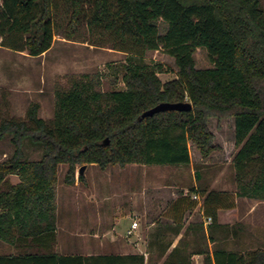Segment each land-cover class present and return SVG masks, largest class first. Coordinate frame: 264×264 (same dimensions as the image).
I'll use <instances>...</instances> for the list:
<instances>
[{"label": "trees", "instance_id": "16d2710c", "mask_svg": "<svg viewBox=\"0 0 264 264\" xmlns=\"http://www.w3.org/2000/svg\"><path fill=\"white\" fill-rule=\"evenodd\" d=\"M264 0H0V47L27 51L38 57L48 52L56 36V17L63 5L65 30L73 38L84 23L109 35L110 48L130 55L125 90L105 92L99 80L75 82L57 92L54 119L39 116L30 106L27 119H5L0 141L11 136L15 151L0 162V186L18 175L20 183L0 193V240L55 239L59 171L68 169L64 183H76L84 165L188 166L189 142L208 158L216 150L211 118H234V158L237 195L264 201ZM168 24L159 32L158 21ZM164 49L176 61L179 79L163 83L162 66L150 68L142 59ZM208 51L213 68L197 69V49ZM162 103H191V111L143 115ZM42 149L37 161L25 159V142ZM106 140L109 141L106 144ZM80 182L85 175H79ZM216 192L208 194L214 207L205 208L209 228L218 222ZM207 200V201H208ZM208 201V202H209ZM207 202V203H208ZM181 205V204H180ZM225 229V228H224ZM211 241L217 240L211 235ZM195 255L204 264H264V248L240 252L206 251L197 241L186 242L165 264H191ZM0 264H158L139 254H58L40 252L0 256Z\"/></svg>", "mask_w": 264, "mask_h": 264}, {"label": "rangeland", "instance_id": "374dc122", "mask_svg": "<svg viewBox=\"0 0 264 264\" xmlns=\"http://www.w3.org/2000/svg\"><path fill=\"white\" fill-rule=\"evenodd\" d=\"M67 24L68 15L62 5L56 17L53 46L41 56L0 47V124L5 119L26 120L34 103L40 105L39 116L51 122L57 92L69 91L85 76L99 80L105 92L126 89L123 78L130 55L111 49L109 35L91 29L87 23L70 39L65 33ZM157 25L164 36L168 24L160 20ZM142 60L150 68L162 66L159 78L163 83L179 79L176 61L164 49L150 51ZM195 60L197 69L214 67L204 48L197 49ZM209 126L215 134L217 150L205 158L189 142L188 166L130 164L102 170L96 165H84L85 181L78 180V170L76 183L69 186L64 183L68 167L62 165L56 194L58 251L84 255L139 254L153 263L165 264L175 261L173 255L186 242L197 241L210 253L221 248L240 252L264 248V201L237 195L234 158L240 148L235 143L234 118L214 117ZM24 150L28 161L42 157V149L28 140ZM14 151L11 136L1 140L0 162L10 158ZM12 180L11 177L9 184ZM210 192L217 193L222 205L233 207L218 211L225 229L213 232L209 228L211 220L205 215V208L217 203V199L208 200ZM133 211L139 227L128 235L132 219L126 216ZM175 212L181 225L173 223ZM118 219L116 232L108 234L107 229H113ZM176 226H180V234L175 233ZM211 235L216 242L210 240ZM204 259L195 255L190 262L204 264Z\"/></svg>", "mask_w": 264, "mask_h": 264}, {"label": "crops", "instance_id": "0c3cea01", "mask_svg": "<svg viewBox=\"0 0 264 264\" xmlns=\"http://www.w3.org/2000/svg\"><path fill=\"white\" fill-rule=\"evenodd\" d=\"M12 177V184H9V179ZM15 179V180H14ZM20 177L18 175H12L10 177H8L7 179V183L3 184L4 187H1L3 185L0 186V193L1 192H8L10 187L12 186H16L20 183ZM232 209V208H231ZM223 210H228L226 208H224ZM221 211V209L219 210V212ZM219 212H218V222L220 225L225 226L224 224H222V222L219 221ZM135 213V211L131 212L129 215H127L126 217H129L132 219V224L134 221H136L133 218V214ZM99 215V214H98ZM175 218L173 219V223L178 222L180 225L181 223L179 222V218L177 213H174ZM99 218H101V216H98ZM187 220V218L185 219V221ZM119 224V219L117 220V222L115 223V225L113 226V229H107V233H115L117 230V227ZM131 224V226H132ZM177 225V223H176ZM177 227V226H176ZM180 227V226H178ZM177 227V230L175 231V233L179 234L181 233L180 228ZM138 228H136L135 230H133V233L135 231H137ZM131 230V229H130ZM129 230V231H130ZM129 231H128V235H129ZM132 233V234H133ZM58 236H59V227L57 225V229L55 231V239L54 240H50L48 239V237L40 240V241H21L15 244H11V243H7L5 241L0 240V256L3 257H12V256H18L21 254H25L26 252L28 253H40V252H53V253H58V254H64V253H60L58 251L59 246H58ZM129 237V236H128ZM113 241V240H111ZM114 242H111V245ZM105 254V253H103ZM110 254H118V253H110ZM67 255V254H64ZM75 255V254H74ZM79 255H84V254H79ZM91 255H100V254H85L84 256H91ZM120 255H128V254H120Z\"/></svg>", "mask_w": 264, "mask_h": 264}, {"label": "water", "instance_id": "95a60500", "mask_svg": "<svg viewBox=\"0 0 264 264\" xmlns=\"http://www.w3.org/2000/svg\"><path fill=\"white\" fill-rule=\"evenodd\" d=\"M193 109V106L191 103H162L155 108L147 111L143 117L146 116H153L154 114L160 113V112H166V111H191ZM109 141L106 140V144H108ZM86 170V166H83L79 169V175L84 174Z\"/></svg>", "mask_w": 264, "mask_h": 264}, {"label": "built area", "instance_id": "2783aa9c", "mask_svg": "<svg viewBox=\"0 0 264 264\" xmlns=\"http://www.w3.org/2000/svg\"><path fill=\"white\" fill-rule=\"evenodd\" d=\"M138 227H139L138 222L134 221L132 226H131V230L129 231V235H131L133 233V230H135Z\"/></svg>", "mask_w": 264, "mask_h": 264}]
</instances>
